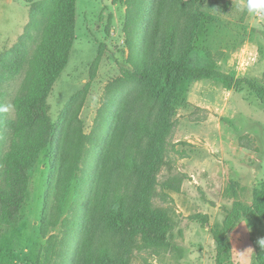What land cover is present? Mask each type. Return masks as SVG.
Returning a JSON list of instances; mask_svg holds the SVG:
<instances>
[{"label": "rangeland", "instance_id": "1", "mask_svg": "<svg viewBox=\"0 0 264 264\" xmlns=\"http://www.w3.org/2000/svg\"><path fill=\"white\" fill-rule=\"evenodd\" d=\"M47 1L0 0V60L37 47L40 32L33 19L49 9ZM245 8L246 0H76L69 63L47 101L49 146L33 170L19 224L0 223V264L61 263L66 242L61 224L71 218L69 212L46 238L41 231L48 184L52 174L57 176L59 149L77 115L90 138L88 150L102 145L110 161L134 137L132 147L150 193L132 210L147 207L160 220L152 228L145 221L134 235L128 229L111 240L100 232L96 243H109L125 264H217L214 233L236 205L252 210L264 182V104L244 82L264 87V16H252ZM128 16L154 19L151 26L145 22L138 39L154 74L151 82L141 81L132 66L124 32ZM169 39H174L173 59L211 72L201 79L176 73L160 97L154 92L157 63L165 62ZM22 78L5 85L1 113L9 119L16 116L12 102ZM132 125L142 127L143 139ZM2 135L0 127V161L9 148L7 143L2 147ZM142 185L136 181L129 189L138 195ZM4 189L0 181V194ZM250 212L228 235L225 264H259L264 254L258 244L264 220L257 222Z\"/></svg>", "mask_w": 264, "mask_h": 264}, {"label": "trees", "instance_id": "2", "mask_svg": "<svg viewBox=\"0 0 264 264\" xmlns=\"http://www.w3.org/2000/svg\"><path fill=\"white\" fill-rule=\"evenodd\" d=\"M47 2L49 9L33 19V24L40 32V39H36L39 41L37 47L32 52L22 55L20 53L9 61L0 60L2 147L6 143L9 147L0 161V181L5 186L0 194V223L8 226L19 224V213L27 199L33 170L40 153L49 146L52 126L49 122L47 101L55 83L69 63L75 42L76 0ZM153 21L151 18L145 21L144 17L136 21L128 16L124 28L132 66L140 73V80L143 82H151L154 74L152 69L148 68L147 53L141 55L143 51H140L138 39L142 36L145 22L151 26ZM146 41L147 39L144 41V48ZM173 41L174 39H169L164 47L165 62L157 63L160 76L156 77L158 81L153 87L160 97L166 92L167 86L172 84L176 73L201 79L207 72H211L208 67L193 68L173 59ZM22 76L20 89L12 102L16 116L15 119H9L6 113H1L6 101L5 85ZM244 82L258 93L264 104V87L250 81ZM77 117L78 115L70 125L59 149L60 158L55 169L57 176L53 178L52 174L48 184L42 236L46 238L50 230L57 229L69 212L71 216L68 214L67 218H71L61 224L65 230L66 242L64 249L59 252L62 257L60 264H125L111 253L109 243L106 242L105 246L98 244L95 237L101 232V237L105 236L107 240H111L119 234L129 233L128 229L132 230L130 235H134L133 233L139 230L138 226H143L145 221L151 228V224L160 222L156 217H152L147 207L142 212L132 210L138 205V201H145L150 193V186L143 180L145 170L136 158L139 154L132 147L135 146L134 137H130L128 142L126 140L122 145L125 146L124 153L121 155L117 152L111 161L107 157L104 158L102 145L94 151H89L87 142L90 138L85 135ZM110 129H114L113 125L109 126ZM131 130L139 132L137 138L143 139L140 125H132ZM144 131L148 132L147 125H144ZM104 138L107 139L106 136ZM107 142L110 146L111 142L108 139ZM91 153L93 161L89 164ZM136 181L143 183L138 195L129 189ZM248 212L257 222L264 220V182L256 192L252 210L243 205H236L226 217L223 227L214 233L218 251L217 264H225L224 260L231 250L228 235ZM139 216H142V221ZM51 238L48 240L50 244L53 240ZM55 255L58 253L55 252ZM258 262L264 264V254L258 256Z\"/></svg>", "mask_w": 264, "mask_h": 264}, {"label": "clouds", "instance_id": "3", "mask_svg": "<svg viewBox=\"0 0 264 264\" xmlns=\"http://www.w3.org/2000/svg\"><path fill=\"white\" fill-rule=\"evenodd\" d=\"M245 10L252 16H264V0H246ZM258 244L264 249V239H260Z\"/></svg>", "mask_w": 264, "mask_h": 264}]
</instances>
